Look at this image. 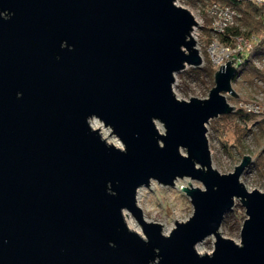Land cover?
Segmentation results:
<instances>
[{
  "label": "water",
  "instance_id": "95a60500",
  "mask_svg": "<svg viewBox=\"0 0 264 264\" xmlns=\"http://www.w3.org/2000/svg\"><path fill=\"white\" fill-rule=\"evenodd\" d=\"M196 24L174 0H0V264H264V191L238 179L250 157L220 173L205 136L233 109L235 65L204 97L171 89L201 63ZM182 176L202 188L180 185L191 212L162 233L135 190ZM234 198L238 241L218 232Z\"/></svg>",
  "mask_w": 264,
  "mask_h": 264
},
{
  "label": "rangeland",
  "instance_id": "374dc122",
  "mask_svg": "<svg viewBox=\"0 0 264 264\" xmlns=\"http://www.w3.org/2000/svg\"><path fill=\"white\" fill-rule=\"evenodd\" d=\"M174 2L186 7L197 22L192 27L190 34L195 40V46L201 56L200 64H202L201 50L205 48V44L203 46L199 25L206 18L204 9L209 1L203 5H190L182 0H174ZM251 62L254 67L261 70L264 76V59ZM179 72L174 73L171 83V89L177 98L187 99L189 96L199 98L206 96L210 87L206 76L188 77L180 75ZM231 87L237 96L234 98L225 94L228 103L233 107L238 106L249 111L253 116L245 122L234 117L225 119L215 117L214 120L211 119L205 123V136L209 149L210 163L218 172L225 173L232 170L233 165L238 163L242 154H247L250 159L238 179L247 190L254 187L264 191V150L262 149L264 137L258 130L257 124L264 117V80L254 75L245 77L243 73H239L231 81ZM90 124L92 127V124L96 125L98 132L100 135L102 134L101 136L105 140L119 145L118 140L108 134V129L101 126L98 121H90ZM155 125L161 132L162 128L159 122L155 121ZM257 152L260 153L258 157H256ZM187 181L191 186L202 188L199 181L182 176L175 178L171 185H162L150 179L147 185H140L135 190V197H137L139 202L137 206L141 210L142 217L147 221L158 222L162 233L168 232L173 225L174 219L183 220L191 212L189 199L180 190V185L187 186ZM234 214L238 222H235ZM243 217V208L238 200L234 198L231 209L223 215V220L218 226V232L222 236L238 241V227ZM123 219L125 223L128 221L140 233L138 223L129 212L123 211ZM212 241V235H207L195 243L194 247L198 252H209L212 247Z\"/></svg>",
  "mask_w": 264,
  "mask_h": 264
},
{
  "label": "trees",
  "instance_id": "16d2710c",
  "mask_svg": "<svg viewBox=\"0 0 264 264\" xmlns=\"http://www.w3.org/2000/svg\"><path fill=\"white\" fill-rule=\"evenodd\" d=\"M186 4L203 5L206 2L217 1L219 3L227 4L235 8L239 12V18L236 24L225 28L222 32L218 33V39L229 46H234L233 39L236 35H240L243 39L249 41V46L237 48L232 52V57L237 59L235 62V73L231 78V81L239 73L249 76L254 75L260 78L264 76L258 68L252 65L253 60L264 59V1L262 3H254L250 0H182ZM238 23V24H237ZM199 32L201 40L203 41V46L206 44L207 39L211 33L208 21L205 18L203 23L199 25ZM203 57V63L198 66H186V68L181 69L179 74L186 75L188 77H200L206 76L208 78L209 86L212 85V71L213 67L209 61L206 54L205 48L201 50ZM239 57V58H238ZM253 116L249 111L244 110L241 107H233L232 111L216 116L219 119H225L227 117H234L237 120L245 122ZM214 120L215 117L209 120ZM258 130L260 131L262 137H264V117H262L258 122ZM262 149L264 150V144ZM261 149V150H262ZM257 152L256 157L259 156ZM235 218V214H234ZM223 220V218H222ZM237 219L235 218V222ZM238 222V221H237Z\"/></svg>",
  "mask_w": 264,
  "mask_h": 264
},
{
  "label": "built area",
  "instance_id": "2783aa9c",
  "mask_svg": "<svg viewBox=\"0 0 264 264\" xmlns=\"http://www.w3.org/2000/svg\"><path fill=\"white\" fill-rule=\"evenodd\" d=\"M254 3H260L262 0H250ZM211 33L205 44V51L211 65L217 68L225 60L229 59L235 65L237 59L232 57V51L242 46L248 47L249 41L236 35L233 39L234 46H229L218 39V33L225 28L236 24L239 18V12L230 5L211 1L205 5L204 9ZM191 33V31H190Z\"/></svg>",
  "mask_w": 264,
  "mask_h": 264
},
{
  "label": "bare ground",
  "instance_id": "6f19581e",
  "mask_svg": "<svg viewBox=\"0 0 264 264\" xmlns=\"http://www.w3.org/2000/svg\"><path fill=\"white\" fill-rule=\"evenodd\" d=\"M93 125V127H96V125H94V124H92ZM157 128V127H156ZM158 130H159V128H158ZM102 135V134H101ZM135 202H136V204L137 205H139V202H138V200H137V197H135ZM125 222V221H124ZM126 226L129 228V229H132V230H134V231H137L138 232V230L137 229H134V227L128 222V221H126Z\"/></svg>",
  "mask_w": 264,
  "mask_h": 264
}]
</instances>
